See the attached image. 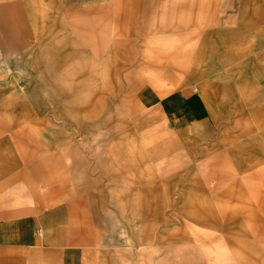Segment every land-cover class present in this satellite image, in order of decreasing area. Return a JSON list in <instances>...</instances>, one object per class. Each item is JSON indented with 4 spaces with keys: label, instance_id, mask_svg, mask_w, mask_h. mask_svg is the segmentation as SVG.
I'll use <instances>...</instances> for the list:
<instances>
[{
    "label": "crops",
    "instance_id": "1",
    "mask_svg": "<svg viewBox=\"0 0 264 264\" xmlns=\"http://www.w3.org/2000/svg\"><path fill=\"white\" fill-rule=\"evenodd\" d=\"M87 1L94 3L88 6H64L57 12L46 10L41 0H0V55L31 47L28 41L33 34L37 35L34 44L37 51L27 63L28 71L89 69L92 72H104L108 87L107 102L119 103V108L115 113L111 111L108 114L109 118H114V125L107 126L102 132H91L92 139L97 133L103 138L100 140L105 139L104 143H99L104 155L97 160V166L103 169L108 178L114 177L122 185L116 187L111 181L112 194L117 193V197L130 198L132 192L139 191L142 194L152 191L160 193L163 183L179 182L187 175L196 155L205 153L210 146L202 142L218 134V120H226L230 113L225 109L216 117L208 110L201 95L189 94L183 88L171 90L173 85L180 87L183 78L164 61L170 49V38L179 34L184 43L188 42L190 36L205 35L204 30L190 35V12L186 22L175 20L183 17L184 7L192 9L199 6L204 9V15H212L214 22L206 31L219 42H224L220 63L228 67L231 65L229 61L234 59V68L238 72L237 85L240 89L242 86L254 88L253 84L259 79L258 71H264V59L261 57L263 64L259 62V56L264 55V30L257 27L264 24V17L257 14L259 10H254L256 14L246 15L243 8L263 7L264 0H237L234 3L238 8L229 16L225 9L231 7L234 0ZM220 16L223 17L222 24L218 22ZM45 22L48 26L43 25ZM244 22L255 27L254 40L251 43L242 42L241 47L236 49L226 46L225 40L229 39L230 34L234 33L235 36L246 29L242 25ZM220 35L223 38L220 39ZM100 49L109 51L113 56L122 55V61L107 62L123 65L124 68L103 66L106 61L95 57L96 50ZM249 69L252 71L249 72ZM96 84L99 86V83ZM130 106H134L132 110ZM195 127L203 128L204 132L200 133L204 135L194 133ZM23 131L0 128V133H13L10 139L0 138V150L10 145L45 149L53 151L50 156L64 158L71 155L75 163H84V158L76 151L77 147H84L83 144L77 138L67 137L72 133L76 136V128L69 133L66 132L67 128ZM141 134L146 135L145 143L149 136L156 142L171 143L157 165L162 170L161 175L142 173L145 172V166L140 154L135 155L134 162L130 163L123 154L118 153L116 140H125L132 135L141 140ZM191 134L195 135L191 137ZM226 134V130L222 132L221 129L219 137H222L214 146L221 144ZM236 146L242 147L241 153H234L231 149L239 156L238 161L255 159L263 153L260 151L247 158L244 152L248 151L249 144ZM223 157L221 155L218 158ZM36 158L35 154L30 157L35 167ZM208 165L213 164L208 163L206 166L204 174L208 177L217 175L222 178L225 175L223 171L226 166L222 163L219 165L220 170H223L220 174L212 171ZM2 172L0 167V175L6 171ZM4 181L6 185L0 188L2 194L5 195V190L9 189L12 192L15 182H18L17 192L27 193L26 187H21L22 182H27L23 175L16 173ZM56 189L50 188L45 198L49 199V194ZM121 191L125 193L121 195ZM98 197L95 195L79 201L72 200L58 207L33 206V210L29 209L28 203L25 210L16 208L12 199L10 206L0 208V264H132V260H137L136 264H264V255L259 262L258 255L249 254L246 247L249 244L243 246L240 214L221 210H176L175 213H167L181 215L182 218H164L163 210H118L128 239L124 247L115 252L99 240L102 234L97 224H100L98 222L103 210H96L93 206L83 207L84 200ZM71 210H94L95 213L93 217V214L86 216L83 212ZM63 212H69L70 219L65 213L62 215ZM92 217L97 220L96 227L89 229L87 222ZM66 230L70 239L64 233ZM130 241L133 243L130 244ZM247 241L253 240L247 238ZM84 244L92 246L87 254H76L77 247H83ZM67 247H70V252ZM116 257L120 258V263L114 261Z\"/></svg>",
    "mask_w": 264,
    "mask_h": 264
},
{
    "label": "rangeland",
    "instance_id": "2",
    "mask_svg": "<svg viewBox=\"0 0 264 264\" xmlns=\"http://www.w3.org/2000/svg\"><path fill=\"white\" fill-rule=\"evenodd\" d=\"M41 1L46 10L57 12L64 6H88L94 3L87 0ZM232 2V6L225 9L227 16L234 14L238 8L234 3L237 0ZM203 10L199 6L192 9L184 7L183 17H178L175 21L186 22L190 12L191 19L188 25L190 35L199 30H204L205 35L190 36L188 42L184 43L181 42L179 34L173 35L169 40L170 49L164 61L183 78L180 87L173 85L171 90L179 91V88H183L188 90L189 94L201 95L208 105V110L210 109L216 117H219L225 109L230 112L229 118L218 120L219 132L222 129V132L226 130L228 134L218 146L214 145L219 143L222 137H219V132L212 138L205 139L202 143L210 146L205 153L196 155L193 167L189 169L187 175L179 182L163 183L160 193L152 191L142 194L139 191L132 192L130 198L117 197L118 194H112L111 189L113 185L116 187L122 185L114 177L108 178L103 169L97 166V160L104 155L100 144L104 143L105 139L102 140L99 133L92 139L91 132L92 130L102 132L107 126L114 125V118H109L108 114H111V111L115 113L119 108V103L107 102L108 87L104 72H92L89 69L28 71L27 63L37 51L34 48L37 35L33 34L28 41L31 47L2 53L0 55V128L25 130L23 132L67 128L68 133L76 128L78 134L75 136L73 133H67V137L77 138V141L83 144L84 147H77L76 151L84 158V163H75L71 155H66L64 158L50 156L53 153L51 150L19 148L15 145L1 149L0 167L2 173L4 170L6 172L0 175V188L6 185L4 180L19 173L27 179V182H22L21 186L26 187L27 193L17 192L18 182L14 181L15 188L12 192L11 189L5 190L4 195L0 191V208L10 206L9 202L12 199L16 208L25 210L28 203L29 209L33 210V206L58 207L72 200L79 201L99 195L97 199L84 200L83 207L93 206L96 210H103L98 222L100 224H97L102 234L99 240L106 248L114 249L115 252L121 250L128 239L122 215L118 210H163L164 218L180 217L181 215L167 214L175 213L176 210L179 212L221 210V212L239 213L243 246L249 244L250 246L246 245L249 254L258 255L260 262L264 255V71H258L259 79L253 84L254 88L242 86L240 89L236 83L238 72L234 68L235 60L231 59L229 61L231 65L228 67L220 63L221 52L225 48L222 46L224 42H219L214 35H208L206 29L212 25L214 18L210 14L204 15ZM243 10L246 15L256 14L254 10H259L257 14L264 17V6L244 7ZM222 21L223 17L220 16L218 22L222 24ZM43 25L48 26V23L45 22ZM242 25L247 30L235 36L234 33L230 34L229 39L225 40L226 46L236 49L241 47L242 42L251 43L254 40L255 27L246 22ZM257 27L264 30V24H259ZM181 30L180 28L179 31ZM221 38L223 37L220 35ZM97 40L102 42L101 39ZM96 52V59L106 61V65L102 64L103 66L124 68L123 65L109 63L111 60L122 61V55L113 56L109 51H101V49ZM261 57L264 59V55L259 56V62L262 63ZM248 71L251 72L252 69ZM96 83H99V86ZM241 97L242 99H238ZM133 107L130 106L129 109L132 110ZM215 123L217 124V120ZM202 131L204 132L203 128L195 127L194 133L204 135L200 133ZM194 135L191 134V137ZM12 136L11 132L0 133V138L10 139ZM145 137L146 135L141 134V140L135 135L125 140L118 139L115 141V146L119 150L118 153L123 154L130 163L134 162L135 155L140 154L145 166V172L142 173L150 176L161 175L162 170L157 165L162 161V156L169 150L171 143L156 142L150 138L151 136L145 143ZM247 143L249 149L244 152L247 158L260 151L263 153L257 155L255 159L238 161L239 156L234 153H241L242 147L236 145ZM33 154L37 157L36 167L30 161ZM221 155L224 156L223 159L218 158ZM208 163L213 164V166L208 165V168L218 174L223 171L219 166L222 163L226 166L223 171L225 175L222 178L217 175L212 177L205 175ZM53 187L57 189L49 194V199H46L45 193L50 192L49 189ZM63 187L64 189H61ZM124 193V191L120 192L121 195ZM26 199L29 201L25 202ZM71 211H80L86 216L93 214V217L95 213L94 210ZM64 213L70 219L69 212H63L62 215ZM93 217L87 222L89 229L96 227V219ZM39 231L42 232L41 229ZM64 233L68 236L67 239L71 238L67 230ZM247 238L253 241H247ZM132 243L130 241V244ZM91 247L90 244H84L80 248L78 246L76 254L86 255ZM67 250L70 252V247H67ZM115 260L121 262L119 257ZM136 263L137 260H132V264Z\"/></svg>",
    "mask_w": 264,
    "mask_h": 264
}]
</instances>
